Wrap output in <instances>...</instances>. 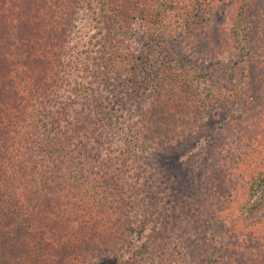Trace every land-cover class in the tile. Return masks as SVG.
Here are the masks:
<instances>
[{
    "label": "trees",
    "instance_id": "obj_1",
    "mask_svg": "<svg viewBox=\"0 0 264 264\" xmlns=\"http://www.w3.org/2000/svg\"><path fill=\"white\" fill-rule=\"evenodd\" d=\"M225 1L0 0V264H188L206 250L202 264H238L242 255L264 264V79L255 80L264 58H255V22L243 33L235 23L252 19L258 0H238L224 57L191 51L211 7ZM81 22L96 29L90 40ZM70 40L72 80L63 75ZM125 51L133 66L123 80ZM178 73L186 103L197 95L210 104L224 136L200 157L207 185L201 177L196 199L177 208L176 192L157 188L150 150L201 142L199 132L164 128L165 111L154 108ZM123 131L125 150L103 157ZM198 217L229 224L221 250L198 248Z\"/></svg>",
    "mask_w": 264,
    "mask_h": 264
},
{
    "label": "rangeland",
    "instance_id": "obj_2",
    "mask_svg": "<svg viewBox=\"0 0 264 264\" xmlns=\"http://www.w3.org/2000/svg\"><path fill=\"white\" fill-rule=\"evenodd\" d=\"M239 1L238 0H226L225 2H221L218 4H215L211 7V10L209 11L211 15V20L207 22L206 26H204L201 30H198L195 32V38L192 39V45H191V51L193 52V57L195 59L204 60V59H219V53L222 54L224 57L227 52L230 51L229 46L231 45L232 38L231 34L229 33V29H231L232 23L234 18L236 17L238 7H239ZM255 22V29L252 34L253 39L256 41L259 49L256 51V57L264 58V1L258 0V5L256 12L252 16V19L249 21H243L241 20V17L238 18V20L235 21L237 24V27L242 30L241 33L244 32V26H246L245 22ZM243 28V29H242ZM141 31H143L144 28H141ZM80 30L83 35V39L90 40L92 34L96 31L90 30L89 25L85 24L84 22L80 23ZM138 32V31H137ZM136 32V33H137ZM141 36L136 35L134 39L131 40V46L138 52L141 49V43L139 39L141 40ZM134 40V41H133ZM217 44H221L219 46V49L216 48ZM71 46H74V41L70 40L69 44L66 46L67 51L66 55L64 57V63L66 65V70L64 71L63 75L66 76L67 79H73L76 77H73V72H71V68L67 65L71 63L72 56H69L72 52ZM190 46V45H189ZM133 49V50H134ZM127 52H121L122 60L121 63L118 64L119 70H123V80H125L127 76L126 72L132 69L133 62H131L130 57L124 59L123 57L125 54H128ZM260 60H263V59ZM198 61V60H197ZM146 71H141L140 78H144ZM97 77H100V75L96 74ZM89 79L93 80V83L91 86L93 88H99L98 86H102L101 80L89 76ZM120 77V76H119ZM185 75L182 73H178L175 75L174 81L171 82L170 79H167L164 87L159 93H156V95L153 99L154 108L156 110L163 109L165 114H162V121H167L169 124L165 125L162 124V126L165 128V126H169L172 128L173 132L176 133L175 129L177 128L183 137L185 138L188 134L191 133H198L199 135L197 138L201 140L198 144H182L177 147L173 146L171 149L165 153L160 154L156 153L153 155L154 149L152 148L150 151L152 152V162H154L153 165H151V172L153 175V178L157 179L158 181H155L157 184V188H160L164 191L169 192H176V195L178 196L175 198V202L177 203V207L180 204V201H190L191 199H196V197L199 194V187L201 186L202 179L201 177H205L204 183L202 186L207 183V176L205 172L203 173L201 169V162L200 157L205 158V150H207V145L212 143V150L216 146V143L220 141V139H223L224 131L220 132L219 126H220V115L216 117H210L211 109L210 104L205 106V103L202 101H199L197 99V95H194L193 99L190 100V102L186 103V95L184 93L187 91L185 87L182 85H179V81L184 78ZM193 77V75H192ZM121 79V78H120ZM264 75L258 74L255 78V80H263ZM87 80V79H86ZM194 84L192 85V89L196 90L195 92H200L203 96L206 95V92L203 88V86H196ZM70 84H66L62 90L63 92L67 93L66 90L69 89ZM130 88H134V84L131 82L128 85ZM196 93V94H197ZM66 95V94H65ZM182 95V96H181ZM67 96V95H66ZM151 102V100H150ZM197 109V110H196ZM193 110V111H192ZM198 110L202 111V113H198L197 115H194ZM196 111V112H195ZM193 120V123L188 122V120ZM202 123L203 127L193 131L191 126L198 125ZM212 126V129L209 131H206L204 129V126L209 124ZM209 126V127H211ZM126 131L120 132L117 135H115L113 140V146L116 148L114 151H109L106 149V146L103 149V157L106 159H109L110 156H117L122 153L124 149V146L126 144L124 143V133ZM165 136L167 135L165 130L162 132ZM179 133V134H180ZM203 134V135H202ZM186 143V142H184ZM120 148L122 150L120 151ZM168 179V181H166ZM182 195L184 197H182ZM170 196V195H169ZM176 208V210H177ZM182 208V207H180ZM185 209V208H184ZM160 220L159 223H165L168 222L166 218L158 219ZM171 221V220H170ZM194 223V230H196V233L198 234V237L200 238L198 241V248H201L203 250L206 246H214L217 245L216 248L221 250V243L222 239L227 238V230L229 231V224L226 221L219 222H206V221H199L196 219V221H193ZM192 223V225H193ZM224 233V236L222 235V232ZM200 234V235H199ZM259 236V235H258ZM264 238V237H263ZM259 237L256 239L258 240ZM255 240V242H256ZM201 245V247H199ZM263 245V244H262ZM212 250V249H211ZM208 250L203 251L204 254L199 256V253L193 259L194 261L189 260L188 264H202V259L204 258V255ZM253 249L250 250L253 253ZM246 254V253H243ZM253 255V254H251ZM170 255H166L168 257ZM246 256V255H244ZM243 255L240 257V262L238 264H249L247 258H245ZM171 257V256H170ZM172 258V257H171ZM155 264H159V261ZM164 264H176L173 259H171L169 262L167 260H164ZM182 264H184V260L182 261Z\"/></svg>",
    "mask_w": 264,
    "mask_h": 264
}]
</instances>
